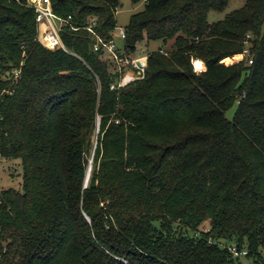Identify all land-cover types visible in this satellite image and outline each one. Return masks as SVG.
I'll return each instance as SVG.
<instances>
[{"label": "trees", "instance_id": "16d2710c", "mask_svg": "<svg viewBox=\"0 0 264 264\" xmlns=\"http://www.w3.org/2000/svg\"><path fill=\"white\" fill-rule=\"evenodd\" d=\"M229 1L132 0L118 47L163 45L112 90L87 28L117 40L120 0H52L72 17L54 51L24 0H0V155L22 169L0 191V264H243L231 247L264 264V0L210 24Z\"/></svg>", "mask_w": 264, "mask_h": 264}, {"label": "built area", "instance_id": "2783aa9c", "mask_svg": "<svg viewBox=\"0 0 264 264\" xmlns=\"http://www.w3.org/2000/svg\"><path fill=\"white\" fill-rule=\"evenodd\" d=\"M24 1L25 6L34 11L36 14L38 40L42 43V45L51 51H54L58 48L66 50L60 32L62 26L70 25L72 17H69L68 19L59 18L53 10L52 0ZM94 24L95 22L92 21L91 26L87 28L96 39L94 51L102 52L111 61V63L117 67L118 71L122 73L119 83L117 85H112L111 89L119 90L136 81L144 79L148 66V57L144 56L142 58H133L131 55H127L123 49L118 47L116 40L105 41L99 37L92 29ZM119 37L121 39L126 38L125 30H120ZM242 56L244 59L246 57H250V50L247 48ZM195 62L196 61H193L194 71L200 72L202 69L199 70ZM250 64H252V61H250ZM4 162V159L0 155V171L5 168L3 164ZM230 251L235 255V257L247 255V251L239 252L236 247H231Z\"/></svg>", "mask_w": 264, "mask_h": 264}, {"label": "rangeland", "instance_id": "374dc122", "mask_svg": "<svg viewBox=\"0 0 264 264\" xmlns=\"http://www.w3.org/2000/svg\"><path fill=\"white\" fill-rule=\"evenodd\" d=\"M246 0H230L226 8L222 11H211L208 14V22L210 24H215L217 22L225 20L230 14L233 12L240 10L243 8ZM145 9V4L143 2L139 4H134L132 0H120V7L117 12V23L118 28L115 32V35L117 38V44L120 45L122 42L119 37L120 30H124L129 22L131 17L134 14L140 13ZM162 42H150V43H142L138 45L137 53L134 55H131L133 58H142L144 56H147L151 52H155L159 50L162 47ZM244 57L242 55H238L234 58H229L227 60H231L234 63H238L243 61ZM226 60V63H227ZM196 61V60H195ZM199 61V60H198ZM202 63V62H201ZM227 65H232L230 63H227ZM194 68V67H193ZM237 111V104H235L228 112H227V118L229 120H233L234 115ZM96 140V138H95ZM96 144V142H95ZM5 161V160H4ZM5 168L0 171V189L4 188H21V182H22V169L14 162H8L5 161L4 163ZM93 170V162L89 161V167L87 171V178L88 181H90L91 175ZM90 173V175H89ZM89 175V177H88ZM234 243H229V246H232ZM234 246V245H233ZM264 257V254H263ZM241 262L243 264H256L253 260L248 259L246 257H240Z\"/></svg>", "mask_w": 264, "mask_h": 264}, {"label": "bare ground", "instance_id": "6f19581e", "mask_svg": "<svg viewBox=\"0 0 264 264\" xmlns=\"http://www.w3.org/2000/svg\"><path fill=\"white\" fill-rule=\"evenodd\" d=\"M227 60V59H226ZM196 66H197V68L199 69V70H201L202 69V63H201V61H198V60H196ZM226 63V62H225ZM227 63H230V64H233L234 62L233 61H231V60H227ZM226 63V64H227Z\"/></svg>", "mask_w": 264, "mask_h": 264}, {"label": "water", "instance_id": "95a60500", "mask_svg": "<svg viewBox=\"0 0 264 264\" xmlns=\"http://www.w3.org/2000/svg\"><path fill=\"white\" fill-rule=\"evenodd\" d=\"M87 171H88V170H87ZM88 184H89V181H88L87 174H86L85 188H87V187H88Z\"/></svg>", "mask_w": 264, "mask_h": 264}]
</instances>
